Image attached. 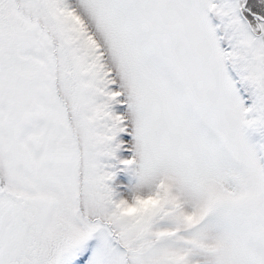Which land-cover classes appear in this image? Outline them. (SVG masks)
I'll return each instance as SVG.
<instances>
[{
  "label": "snow or ice",
  "instance_id": "snow-or-ice-1",
  "mask_svg": "<svg viewBox=\"0 0 264 264\" xmlns=\"http://www.w3.org/2000/svg\"><path fill=\"white\" fill-rule=\"evenodd\" d=\"M0 264H264V0H0Z\"/></svg>",
  "mask_w": 264,
  "mask_h": 264
}]
</instances>
